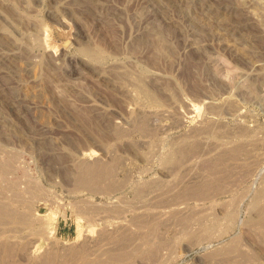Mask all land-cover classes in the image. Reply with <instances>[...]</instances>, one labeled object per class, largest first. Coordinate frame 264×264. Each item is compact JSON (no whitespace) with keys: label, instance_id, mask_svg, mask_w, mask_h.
Instances as JSON below:
<instances>
[{"label":"rangeland","instance_id":"rangeland-1","mask_svg":"<svg viewBox=\"0 0 264 264\" xmlns=\"http://www.w3.org/2000/svg\"><path fill=\"white\" fill-rule=\"evenodd\" d=\"M254 163L264 0H0V264H264Z\"/></svg>","mask_w":264,"mask_h":264},{"label":"bare ground","instance_id":"bare-ground-1","mask_svg":"<svg viewBox=\"0 0 264 264\" xmlns=\"http://www.w3.org/2000/svg\"><path fill=\"white\" fill-rule=\"evenodd\" d=\"M63 43H64L63 41H62V43H61V42H60V43H51V46L54 47L56 50H58L59 48H61V44H63ZM230 149L233 150L232 148H230ZM230 149L228 150V151H229V154L231 153V152H230ZM237 150H239V149L237 148L236 150H233V151H237ZM226 151H227V150H226ZM228 151H227V153H228ZM233 151H232V152H233ZM240 151H241V150H240ZM240 151H239V152H240ZM239 152L237 151V153H239ZM186 153H187V152H184V150H182V151H181V150H178V152H176V154H175V151H174V153L172 154V155H174V156L171 157V158H173L171 161L174 162V163H176L177 160H178L179 162H181L180 160H181L182 158H184V156L186 155ZM233 153H234V152H233ZM82 155H85V154H82ZM198 155H201V154H197V156H198ZM230 155H232V153H231ZM234 155H235V153H234ZM194 156H195V155H194ZM194 156H193V157H194ZM193 157H192V158H193ZM80 158H81V157H80ZM171 158H170V159H171ZM192 158H190V159H192ZM195 158H196V159L198 158V160H199V156H198V157L195 156L194 159H195ZM82 159H83V158H81L80 161H82ZM190 159H189V158L186 159L187 161H186L185 163H187L188 160H190ZM194 159H193V160H194ZM80 161H79V162H80ZM84 161L86 162L85 157H84L83 163L80 162V163H82L84 166H83L82 164L79 166L78 164H80V163H78V164H77L78 166H76V168H77V167H79V168L84 167L85 169L82 168V169H84V170L81 169V171H80V170L77 168V169L79 170V171H78V170L76 169V172L78 173V176H77V173H76V172L74 173V174H76V175H74V176H75V181L77 180L76 183H78V187L82 184V185L80 186V187H82V188H84L85 185H86V187H88V188H92V187H93V188H95V187L98 188V186H97V185H98L97 181H96L97 185H95L96 183L94 184V181H95V180H98L99 178L104 177L105 174H104L103 172H97L96 169H94V168H95L94 166H93V167L91 166V168H88V166L86 167V165L84 164ZM169 161H170V160H169ZM171 161H170V162H171ZM195 161H197V160H195ZM245 161H247V160H245ZM258 161H259V160H258ZM191 162L194 163L195 166L197 165L196 162H193V161H191ZM197 162H198V161H197ZM177 163H178V162H177ZM185 163H184V164H185ZM199 163H200V162H199ZM247 163H248V162H246V165H247ZM261 163H262V162H261ZM7 164H8V163H7ZM7 164H4V165L6 166ZM86 164H87V162H86ZM248 164H250V163H248ZM251 164H252V163H251ZM257 164H259V163L257 162ZM257 164L254 163V164H253V165H254L253 167H255V165H257ZM88 165H89V164H88ZM177 165H178V164H177ZM246 165L242 164L243 167H248V166H246ZM5 166H2V167H5ZM257 166H258V165H257ZM257 166H256V167H257ZM259 166H260V165H259ZM259 166L257 167L259 170L256 169V170H258L257 173H256V174H258V175L261 174V172H262V168H263V167H262V168H259ZM7 167H8V166H6L5 168H7ZM188 167H189V166H187V167H185V168L183 167L184 169L187 168L186 171H188V172H187L188 174L185 173V172H186L185 170H184L185 172L183 171L187 176L190 175V174H189V173H190L189 171L192 172V170H191V169L189 170ZM190 167H191V166H190ZM86 168H88V169H86ZM192 168H193V167H192ZM194 168H195V167H194ZM240 168H241V167H240ZM249 168H251V167H249ZM249 168H248V169H249ZM7 169H8V168H7ZM90 169H91V170H90ZM92 169H93V170H92ZM199 169H200V168H199ZM248 169H247V170H248ZM263 169H264V168H263ZM5 170H6V169H5ZM193 170H194L193 173L196 174V172H195L196 170H195V169H193ZM243 170H244V168H243ZM256 170H255V168H254V171H255V172H256ZM245 171H246V170H244V172H245ZM251 171H253V170H251ZM254 171H253V172H254ZM183 172H182V173H183ZM198 172H199V171H198ZM253 172H250V170H249V172L247 171V173H249V175H252ZM184 173H183V174H184ZM250 173H251V174H250ZM183 174H182V176H183ZM185 174H184V176H185ZM195 174H194V175H195ZM253 174H254V173H253ZM196 175L198 176V174H196ZM263 175H264V174H263ZM76 176H77V177H76ZM179 176H180V175H179ZM182 176L179 177V178L181 179V182L185 180V179H183L184 177H182ZM256 176H257V175H256ZM181 177H182V178H181ZM185 177H186V176H185ZM191 177H195V176H193V174H191ZM191 177H189V178L191 179ZM76 178H77V179H76ZM186 178H188V177H186ZM189 178H188V180H189ZM199 178H202V176L200 177V175H199ZM204 178H205V177H204ZM253 178H254V177H253ZM182 179H183V180H182ZM195 179L197 180L198 177H196ZM195 179H194V180H195ZM202 179H203V178H202ZM202 179H200V180H202ZM254 179H255V178H254ZM188 180H187V181H188ZM192 180H193V179H192ZM185 181H186V180H185ZM202 181H203V180H202ZM204 181H206V183H205ZM204 181H203L204 183H202V182L200 181V182L197 184V182H198V180H197L196 185H194V186H193V185L191 186L190 184H191L192 182H195V181H192L191 183L188 181V182L190 183V184H189L190 187H189V186H188L189 188L186 187L187 189L183 188L184 191L186 190V191L183 192V193H187V194L190 195V197H191V195L194 196V194H196V193H198V192L200 193L201 190L205 192V189H206V187H207L208 185H206V184H207V180H206V178H205ZM178 182H180V181H178ZM252 182H253V181H252ZM182 183H183V182H182ZM83 184H85V185H83ZM180 184H181V183H180ZM192 184H193V183H192ZM194 184H195V183H194ZM204 184L206 185V187H204V186H205ZM76 185H77V184H76ZM87 185H89V186H87ZM92 185H93V186H92ZM178 185H179V184H177V186H178ZM182 185H184V183H183ZM186 185H188V183H186ZM91 186H92V187H91ZM94 186H95V187H94ZM177 186H176V187H177ZM179 186H180V185H179ZM253 186H254V185H253ZM100 187H101V186H100ZM182 187H183V186H182ZM184 187H185V185H184ZM93 188H92V189H93ZM179 188H181V187H179ZM179 188H178V189H179ZM249 188H250V187H249ZM100 189H101V188H100ZM203 189H204V190H203ZM257 190H258V189H257ZM180 191H183L182 188L180 189ZM199 193H198V194H199ZM201 194H202V193H201ZM201 194H200V196H201ZM195 196H196V195H195ZM200 196H199V195H198V197L196 196L198 200H199ZM259 196H260V195H259ZM192 198L194 199L195 197H192ZM256 198H257V197H256ZM258 198H259V197H258ZM258 198H257V199H258ZM260 198H261V197H260ZM193 199H192V200H193ZM197 199H195V200L197 201ZM202 200H204V198H202ZM255 201H256V200H255ZM255 201H254V202H255ZM257 201H258V200H257ZM0 202H1V201H0ZM4 202H5V200H4ZM4 202H3V203H4ZM258 202H259V201H258ZM8 203H9V202H8ZM28 203H29V202H28ZM188 203H189V202H188ZM256 203H257V202H255V204H256ZM5 204L8 205L7 203H5ZM201 204H202V203H201ZM201 204H199V205H201ZM257 204H258V203H257ZM0 205H1V204H0ZM3 205H4V204H3ZM3 205H2V206H3ZM203 205H204V204H203ZM12 206H13V205H12ZM16 206H17V205H16ZM16 206H15V207H16ZM190 206H191V205H190ZM190 206H189V207H190ZM6 207H7V206H6ZM6 207H5V206H4V207H1V206H0V217L2 216V217L4 218L3 215H6V216H10V215H11V214L8 215L9 212L3 211L2 208L5 209ZM7 208H9V206H8ZM7 208H6L5 210H7V211H11V210H8ZM191 208H192V207H191ZM187 210H188V204H187V202L182 203L181 205L174 207V211H175V212H179V213L183 212V213L185 214L186 212H189V211H190L191 213L189 212V213H190L189 215H191V214H192V211H191L192 209H191V210H188V211H187ZM15 212H16V211H15ZM23 212H24V211H23ZM19 213H20V212H19ZM193 213H194V212H193ZM176 214H177V213H176ZM194 214H195V213H194ZM23 215H24V214H23ZM179 215H181V214H178V216H179ZM182 215H183V214H182ZM260 215L262 216V214H259V217L261 218ZM6 216H5V217H6ZM11 216H12V215H11ZM11 216H10V217H11ZM17 216H18V215H17ZM183 216H184V215H183ZM186 216H188V213H187V215L185 214L184 217H186ZM263 216H264V214H263ZM2 217H1V218H2ZM10 217H8V218H10ZM12 217H13V216H12ZM12 217H11V218H12ZM21 217H22V216H21ZM180 217H181V216H180ZM190 217L192 218V215H191ZM190 217L188 216L189 219H190ZM257 217H258V216H257ZM25 218H26V217H25ZM188 218H187V219L184 218V220H185V219L187 220V223L189 222V221H188ZM204 218H205V217H204ZM204 218H203V219H204ZM19 219H20V218H19ZM192 219H194V218H192ZM199 219H200V217L198 218V220H199ZM263 219H264V218L262 217V221H263ZM182 220H183V218H182L181 221H180V223H181L180 225L183 226V227H181V229H182V228H183V230H184V229H188V228H187V225H188L189 223H188V224L185 223L184 220H183L184 223H182ZM196 220H197V217H196ZM199 221H200V220H199ZM205 221H206V220H205ZM193 222H194V221H193ZM201 222H202V221H200V223H201ZM197 223H198V222H197ZM183 224H186V226L183 225ZM198 225H199V224H198ZM203 225H204V222H203ZM184 226H185L186 228H185ZM191 226H192V225H191ZM200 226H201V224H200ZM202 227H203V226H202ZM124 228H125V227H124ZM129 228H130V226H129ZM129 228H128V229H129ZM192 228H193V227H192ZM192 228L190 227V224H189V230L192 229ZM128 229H127V230H128ZM131 229H132V228H131ZM179 229H180V228H179ZM194 229H196V228H194ZM197 229H201V228H198V226H197ZM203 229H204V228H203ZM129 230H130V229H129ZM129 230H128V231H129ZM194 231H195V230H194ZM194 231H193V232H194ZM187 232H188V233L190 232L189 234H191V230H190V231H187ZM193 232H192V233H193ZM184 233H186V230H184ZM188 233H187V234H188ZM181 234H182V232H181ZM184 236H185V235H184ZM192 236H194V234H192ZM192 236H191V237H192ZM189 237H190V236H189ZM193 238H194V237H193ZM196 238H197V237H196ZM5 242H6V241H5ZM5 242H4L3 244H4L5 246H7V245L5 244ZM9 242H10V241H9ZM197 242H198V241H197ZM163 243H164V242H163ZM8 245H10V244L8 243ZM31 245H32V244H31ZM31 245H30V246H31ZM161 245H162V244H161ZM161 245L159 244V246H161ZM166 245H167V244H166ZM196 245H197V244H196ZM196 245H195V246H196ZM33 246H35V245H33ZM198 246H199V245H198ZM0 247H1V245H0ZM8 247H10V246H8ZM190 247H191V246H190ZM2 248L4 249V251L6 250V252L8 253V251H7L8 249H6L7 247H6V248L2 247ZM11 248H12L11 250H14V249H13V246H11ZM27 248H28V247H27ZM22 249H23V248H22ZM33 249H34V248H33ZM35 249H36V248H35ZM35 249H34V250H35ZM160 249H162V246L160 247ZM1 250H2V249H1ZM163 250H164V249H163ZM25 251H26V249H25ZM37 251H38V250H37ZM157 251H159V250H157ZM2 253H4V252H2ZM2 253H0V254L2 255ZM12 253H13V251H12ZM51 253H52V252H51ZM158 253H159V252H158ZM4 254H5V253H4ZM4 254L2 255L3 258L1 259V261H5V257H6V256H5ZM1 255H0V257H1ZM9 255H10V253H9ZM9 255H7V257H8ZM45 255H46V257H45V259L42 258V260H41L42 263H41V264H52V262H54V261H52V260H53V259L55 260V258H54V257H55V254L53 253V255H52V254H50V255H49V254H48V255L45 254ZM51 255H52V257H51ZM4 256H5V257H4ZM10 256H11V255H10ZM53 256H54V257H53ZM43 257H44V255H43ZM82 261H83V259H82ZM83 262H85V260H84ZM6 263H7V262H4V263L2 262V264H6ZM88 263H89V262H85L84 264H88ZM90 263H92V262H90ZM7 264H8V263H7ZM92 264H94V263H92ZM96 264H97V263H96Z\"/></svg>","mask_w":264,"mask_h":264}]
</instances>
